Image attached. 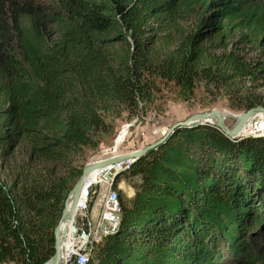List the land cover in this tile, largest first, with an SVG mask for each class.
Here are the masks:
<instances>
[{"label":"trees","instance_id":"16d2710c","mask_svg":"<svg viewBox=\"0 0 264 264\" xmlns=\"http://www.w3.org/2000/svg\"><path fill=\"white\" fill-rule=\"evenodd\" d=\"M250 45L262 61L237 48ZM263 72L264 0H0V264L53 257L78 157L107 133L104 114L135 112L157 80L264 108L238 88ZM124 180L133 195L85 264H264V137L176 128L114 188Z\"/></svg>","mask_w":264,"mask_h":264},{"label":"rangeland","instance_id":"374dc122","mask_svg":"<svg viewBox=\"0 0 264 264\" xmlns=\"http://www.w3.org/2000/svg\"><path fill=\"white\" fill-rule=\"evenodd\" d=\"M193 23L194 21L191 20L185 25L186 29L190 30ZM236 41L238 40H233V42ZM237 48L243 55H246L247 59L254 62L263 60L260 57L262 51L253 45L237 46ZM257 77L256 82L249 80L238 87L241 89L242 95L245 93L254 94L264 99V72ZM156 84V91L150 93L149 100H140L135 112L130 113L128 109L119 107L109 114H104L103 119L108 125V131L100 136L97 144L84 149L82 156L78 157V161L83 163L84 167L109 159L116 154L125 155L152 145L163 138L174 124L183 122L192 115L210 111L227 115L244 113L241 109L231 106L227 91L206 85L204 82H198L191 92L177 87L173 83L157 80ZM225 122L229 126L233 123L228 118ZM129 124H133L129 133L121 143H117L116 140L121 129ZM121 183V197L128 200L132 197L129 195L130 191H134L135 182L134 180H124Z\"/></svg>","mask_w":264,"mask_h":264},{"label":"built area","instance_id":"2783aa9c","mask_svg":"<svg viewBox=\"0 0 264 264\" xmlns=\"http://www.w3.org/2000/svg\"><path fill=\"white\" fill-rule=\"evenodd\" d=\"M132 126L133 124L125 125L121 129L116 140L117 143H121L124 140ZM247 132L253 138L264 137V114H257L250 119L247 124ZM163 133L165 134L166 130ZM116 156L119 155L116 154L113 157ZM132 163L133 161L131 160L120 162L95 170L90 174L94 176V180L93 183L87 186L85 183L84 200L81 204L78 202L75 212L78 222L77 234L70 251L65 256L64 264H85L92 245L99 243L103 238L109 236L117 229L120 222L122 183H119L116 188H114L113 184L116 176L127 171ZM133 192V190L130 191L131 196ZM91 199H93V205L94 203H98V213L94 221L90 220L88 209ZM85 234L89 235V238L87 241L82 242L81 237Z\"/></svg>","mask_w":264,"mask_h":264},{"label":"water","instance_id":"95a60500","mask_svg":"<svg viewBox=\"0 0 264 264\" xmlns=\"http://www.w3.org/2000/svg\"><path fill=\"white\" fill-rule=\"evenodd\" d=\"M257 114H264V108L257 107L240 115H232V114L227 115V114L219 113L217 111H210L203 114L192 115L183 122L174 124L170 128V130L164 135L163 138H161L152 145L146 146L143 149L135 151L133 153L111 157L109 159L94 162L85 166L82 170L79 179L72 187L71 191L67 196V199L64 202L60 219L53 231L54 255L45 264H64L65 257H63L62 246L64 245L70 232L74 238L76 237L78 222L75 212L84 185L87 181L88 176L92 172L128 160L135 162L136 160L145 156L154 148L162 144L166 140V138L170 135V133L176 128H191L202 125H213L225 137H227L230 140L253 138L248 135L247 130L245 131V127L247 126L250 119L256 116ZM227 118L233 122L231 126L226 124L225 121ZM212 120L214 121L212 122Z\"/></svg>","mask_w":264,"mask_h":264},{"label":"bare ground","instance_id":"6f19581e","mask_svg":"<svg viewBox=\"0 0 264 264\" xmlns=\"http://www.w3.org/2000/svg\"><path fill=\"white\" fill-rule=\"evenodd\" d=\"M213 121L214 120H212V122ZM246 130H247V126L245 127V131ZM93 180H94V176L93 175H90L87 178L86 186L89 185L90 183H93ZM84 197H85V191H84V188H83L82 193H81V196H80V199H79V204L82 203V201L84 200ZM73 238L74 237H73V235L70 232L69 235H68V237H67V239H66V241H65V243H64V245L62 246L63 257H65L67 255V253L70 251L71 246H72V244L74 243V240H75ZM88 238H89V235L85 234L84 236L81 237V241L82 242L87 241Z\"/></svg>","mask_w":264,"mask_h":264},{"label":"crops","instance_id":"0c3cea01","mask_svg":"<svg viewBox=\"0 0 264 264\" xmlns=\"http://www.w3.org/2000/svg\"><path fill=\"white\" fill-rule=\"evenodd\" d=\"M131 196V195H130ZM98 204V203H97ZM96 203H94L92 209H91V212H90V220L91 221H94L96 216H97V213H98V205Z\"/></svg>","mask_w":264,"mask_h":264}]
</instances>
